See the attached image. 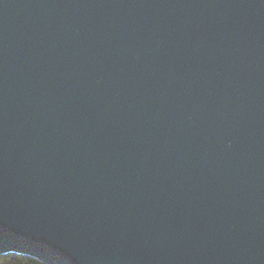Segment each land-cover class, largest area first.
<instances>
[{
    "label": "water",
    "instance_id": "1",
    "mask_svg": "<svg viewBox=\"0 0 264 264\" xmlns=\"http://www.w3.org/2000/svg\"><path fill=\"white\" fill-rule=\"evenodd\" d=\"M0 255L264 264V0H0Z\"/></svg>",
    "mask_w": 264,
    "mask_h": 264
},
{
    "label": "trees",
    "instance_id": "2",
    "mask_svg": "<svg viewBox=\"0 0 264 264\" xmlns=\"http://www.w3.org/2000/svg\"><path fill=\"white\" fill-rule=\"evenodd\" d=\"M0 264H42L39 261L25 257V256H12V255H7V256H2L0 255Z\"/></svg>",
    "mask_w": 264,
    "mask_h": 264
}]
</instances>
